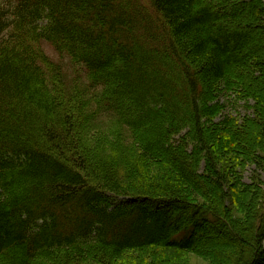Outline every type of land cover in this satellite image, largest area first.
Returning <instances> with one entry per match:
<instances>
[{
  "label": "trees",
  "instance_id": "obj_1",
  "mask_svg": "<svg viewBox=\"0 0 264 264\" xmlns=\"http://www.w3.org/2000/svg\"><path fill=\"white\" fill-rule=\"evenodd\" d=\"M261 172L264 0H0V264H264Z\"/></svg>",
  "mask_w": 264,
  "mask_h": 264
},
{
  "label": "rangeland",
  "instance_id": "obj_2",
  "mask_svg": "<svg viewBox=\"0 0 264 264\" xmlns=\"http://www.w3.org/2000/svg\"><path fill=\"white\" fill-rule=\"evenodd\" d=\"M143 3H146V2L143 1ZM252 45H257V44L252 43ZM42 47H43L44 51L48 54V56H50L51 58L56 55L55 51L50 46L43 44ZM53 59L58 60L57 58H54V57H53ZM59 61L63 62V64H64V61H62L60 59H59ZM64 69L67 70L66 68H64ZM221 99L225 105L223 112H222V115L223 114H231V115L235 116L236 118H241L244 115L251 114V109L249 108L251 101H249L248 104H246L244 101H237L231 96H222ZM218 119L219 118H216V120H218ZM251 169H252V166H249L246 168V170L243 173V179L245 182L249 181L248 178L251 174ZM261 178L264 181V172H261ZM116 200L118 203H120V202H122V200H124V198L123 197H117ZM187 262H188V264H206V262H204V261H202V260H200V259H198L192 255L187 256Z\"/></svg>",
  "mask_w": 264,
  "mask_h": 264
}]
</instances>
